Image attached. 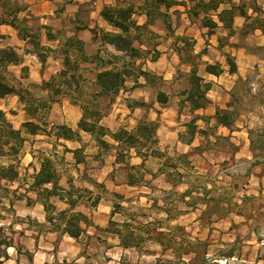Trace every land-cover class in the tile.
<instances>
[{
	"label": "crops",
	"instance_id": "1",
	"mask_svg": "<svg viewBox=\"0 0 264 264\" xmlns=\"http://www.w3.org/2000/svg\"><path fill=\"white\" fill-rule=\"evenodd\" d=\"M18 1L26 8L21 13V17L28 16L29 11L39 20L41 26L51 27L50 31L41 28L43 45L57 48L63 36L76 35L84 42L85 51L91 57L98 53L105 54L106 51L116 52L112 45L102 41L100 29L119 31L102 16L104 6L117 3L133 5L134 18L138 24H148L153 32L143 35L145 42L141 45L142 50L144 52L153 49L159 51L157 59L151 60L150 55L145 53V58L139 62L143 63L144 69L161 77L164 85L160 90L168 95V101L160 103L157 100L158 91L152 92L153 85L140 77L139 86L119 92V94L124 92L123 102L115 111L108 113L102 119V123L112 131H117L122 128L132 130L141 119L157 122V150L162 149L163 153L149 154L147 157L139 156L134 151L131 153V159L136 160V165L143 162L147 164L150 160L160 161L157 168L151 171L155 173V177L149 173L153 180H162L169 189L184 185L181 194L187 197L192 192V184L184 182L185 176L196 175L198 178H207L208 175L214 173L217 177L214 179L215 182L211 180L208 186L203 185L199 188L203 207L208 205L210 192L216 191L231 198V203L235 208L225 217L231 222L247 219L251 221V218H254L259 211H264V204H260L264 202V54L262 53L264 51V0H223L217 11L210 13L217 22V26L213 29L204 25L207 14L199 7L200 0H164L163 3H159L158 0ZM223 11H228L233 15V20L228 26L219 20L218 13ZM48 32L58 34L57 39L49 40ZM0 33L2 34L1 47L11 46L22 54L21 63L11 64L9 68L12 65L24 66L26 56H32L38 60L40 67L45 64L46 61L42 62L36 53L27 51V49L32 50V45L28 38L21 37L16 27L7 23L0 24ZM178 37H185L186 40L193 42L190 61H187L184 42L178 40ZM9 39L16 41L12 43L8 41ZM49 54L47 58L51 57L60 64L59 72L63 68V56L56 52H49ZM227 58L235 63V71H231ZM195 64H197L198 74L203 77V82L209 86L206 94L211 101L206 107L198 109H193L191 102L187 99V91L191 86L190 73ZM209 64H217L219 73L207 72L206 67ZM83 66L86 67L87 75L91 79L88 81L94 84L97 74L96 63H83ZM27 69L28 74H22L25 79L31 76L32 70ZM58 72L47 77L45 72L42 74L40 71V82L37 78L32 81L41 83L43 80H49ZM251 80L257 82L258 92L253 91L249 86ZM129 82L132 84L129 85ZM133 84L134 80L130 78L127 82L128 87L130 88ZM242 84L246 88L245 94L243 92L239 94ZM176 86L177 89L168 90ZM147 91L149 94L152 92V95L149 96ZM246 95L259 102L254 106L239 109V102H242V97L245 99ZM64 99L68 104L80 108V115L75 119H65L60 123L77 129L82 116V108L80 104L71 99L65 97ZM132 100L143 102L145 106L129 107ZM54 103H59V101ZM217 109L227 110L234 114L230 125L218 122ZM24 113L25 119L21 122V126L31 119L25 110ZM196 116H198L197 128L194 135L190 139H183L184 135L188 134L186 123ZM7 118L16 128L8 115ZM27 136L32 139L47 137L41 134H27ZM86 141L95 143L92 157L99 165V169H96L93 177L99 183H103L109 193L113 191L127 197L136 188L147 187L127 185L125 179L118 181L115 177L113 178L111 175L117 167L116 155L106 153L102 156L103 162L97 161L95 155L100 148L93 136L85 131H81L80 140H59L63 149L62 152L57 151L59 154L56 157L61 161L57 164H60L62 170L68 169L67 167L69 171L70 168L73 169L75 175L60 174L58 170L60 186L70 188V178H73L74 184L77 180L79 187H83V184L92 186L88 181L80 178V174L86 170L88 165L82 163L77 165L74 152L64 150L65 146L70 149L84 147L86 155L88 150L85 146ZM223 141L226 142L225 147L222 145ZM166 149L177 151L186 161L184 164H177L176 168H171V171L173 169L181 173L179 181L170 180L168 172H163L166 160L173 159ZM24 156L29 157L26 165L31 164L30 168L40 169L43 158L36 163L37 157L33 153L27 152ZM20 159L22 164V157ZM30 182V177L27 180L21 177L19 181L12 183H16V187L21 188L24 184L28 188ZM28 195L33 199L32 204H29L25 196H22L14 199L13 207L17 215H32L37 224L31 226L22 223L18 227L14 220L5 224L7 219L0 216V227L6 225L3 228L10 231L17 227L21 234L20 240L10 236L5 238L10 243L2 245L3 250L0 248V264H54L56 261H69L70 257L77 262L85 256L76 246L80 241L63 232L62 227L59 229L48 221L47 217L50 213L39 200L38 192L29 191ZM3 199L7 201L8 206L11 205L12 197L0 192V204L3 203L1 202ZM102 200L105 202L101 201L96 209L87 203H80L72 210L70 205L59 196L51 197L58 213L64 210H70L68 214L75 211L83 212L95 225L104 229L111 219L113 204L104 198ZM246 204L249 206L248 211L244 209ZM221 220H224V217ZM92 228L96 229L94 226L87 227L88 234ZM256 240H259L258 236ZM68 246H73V248L70 249Z\"/></svg>",
	"mask_w": 264,
	"mask_h": 264
},
{
	"label": "trees",
	"instance_id": "2",
	"mask_svg": "<svg viewBox=\"0 0 264 264\" xmlns=\"http://www.w3.org/2000/svg\"><path fill=\"white\" fill-rule=\"evenodd\" d=\"M163 3L164 0H158ZM223 0H200L201 7L207 14L205 16L204 25L213 29L217 26L210 15L211 11H217L219 4ZM26 8L19 3L18 0H0V24H11L19 30V34L23 39H29L32 50L28 52L36 53L42 62L47 59V52H56L63 56V68L49 80H43L41 83H31L27 86L18 88L15 84L17 78L11 76L9 66L11 64H19L22 61V54L14 47L0 46V99L15 94L19 97V101L23 104L26 114L31 118L23 123L22 129H17L7 118L6 112L0 107V189L9 192L8 183L20 180V151L26 141L23 131L29 135H46L47 137H55L57 141L60 139L80 140L81 131L90 133L100 148L95 155V159L103 162L101 157L108 153L112 148L116 149L115 163L117 167L112 173L114 178L118 168L122 167L125 171V183L131 186H147L152 188L151 181L147 180L146 173L142 170L145 166L143 162L140 165L130 163L129 155L134 151L139 156L147 157L149 154H158V140L156 131L158 123L152 120L141 119L132 130L119 129L112 131L102 123V119L108 114L109 108L115 101L116 96L121 90H128L139 86L140 77L145 78L149 83L153 84L154 78L160 76L153 74L144 69L143 63L139 60L145 58V53L150 55L151 60L157 59L159 51L153 49L144 52L141 45L144 44L143 35L145 33H153L148 24L140 25L134 18L135 9L133 5L117 3L115 5H106L102 10V16L113 27L119 29L118 32L100 29L102 41L114 47L116 52L106 51L105 54H96L88 56L84 42L76 35L63 36L57 48L43 45L41 42V28L51 30L49 25H39L38 27L29 24V18H35L28 11L26 17H21V13ZM220 21L225 25H229L233 20V15L228 11L218 13ZM58 34L47 33L49 40H56ZM61 35V34H60ZM2 34L0 33V39ZM178 40L184 42V51L187 54V61H190V52L193 50V42L186 40L185 37H178ZM231 71L236 70L235 63L227 58ZM96 63L97 74L92 90L87 92V79L83 74L86 69L83 63ZM217 64H209L206 71L209 73H219ZM27 70V68H25ZM24 71V70H23ZM26 74V73H25ZM133 78L134 84L129 88L127 82ZM190 89L187 91V99L191 102L193 109L206 107L211 101L207 97L209 86L203 82V77L198 74L197 64H195L190 73ZM39 89L41 92L35 91ZM61 97L69 98L75 103L80 104L82 108V116L74 129L64 123H55L49 120L48 112L51 104L60 100ZM157 100L160 103L168 101V95L160 90L157 93ZM145 106V103L132 100L129 107ZM229 113L227 110L217 109L216 118L218 122L224 125H230ZM194 117L186 123L187 133L194 135L197 124ZM182 136V135H181ZM187 140L188 138H183ZM84 147L70 149L65 146V151H73L75 154V162L77 165H87ZM127 152V154H126ZM8 158L9 163L3 164L1 160ZM182 158V157H181ZM166 166L176 168L177 164L172 163V159L166 160ZM79 169V168H78ZM153 177L155 173L149 172ZM167 175L172 180L173 173ZM178 175L181 173L178 172ZM31 178V182L27 188L26 194L15 196L14 199L25 198L31 202L32 198L28 195L29 191H36L39 194V200L43 202L45 209L50 213L57 209L56 205L51 201L52 196H59L65 200L71 207L75 209L80 203H87L96 209L103 199L100 194H95L92 190L83 187H77L73 183V178L69 179L70 188H64L59 185L60 175L50 158H43L40 169L34 168V172L25 180ZM80 178L100 188L104 193H109L103 183L96 182L88 176L87 172L80 174ZM174 181V180H173ZM7 183V184H6ZM12 192H16L13 190ZM89 194L87 202L85 194ZM119 202L115 203L112 210L111 219L108 226L102 229L104 232L118 238L119 246L123 248L137 247L140 245L141 237L136 235V228H131L130 223L120 224L113 217L122 214V202L126 201V197L122 194H114ZM70 210H64L56 214V216H48L49 222L55 224L59 229L62 227L63 232L76 238L81 242V236L85 235L90 238L87 227L99 226L83 212L75 211L69 213ZM85 225V226H84ZM1 230V229H0ZM159 235L164 234L159 232ZM166 247L162 240L153 238ZM5 238H0V248L2 245H9ZM180 259H183L180 257Z\"/></svg>",
	"mask_w": 264,
	"mask_h": 264
},
{
	"label": "rangeland",
	"instance_id": "3",
	"mask_svg": "<svg viewBox=\"0 0 264 264\" xmlns=\"http://www.w3.org/2000/svg\"><path fill=\"white\" fill-rule=\"evenodd\" d=\"M29 24L38 27L40 22L37 18H29ZM8 41L14 43L16 40L9 39ZM45 51L47 55H50L47 50ZM262 53L264 54V51ZM25 61V67L12 65L9 68L11 76L17 78L15 84L18 88L34 83L32 81L34 78H37L38 82H40L41 73L45 72L46 76L49 77L50 74L58 72L60 68L58 61L51 57H48L45 64L41 65V67L39 61L32 56H26ZM25 68L32 70L28 79L22 76V74H28V69L25 70ZM83 74L87 81H91L89 75H87V70H83ZM89 81L87 82V92H90L93 87V84ZM128 84L131 85L132 82ZM152 85V92H156V90L159 91L163 87L164 83L162 79L154 78ZM249 86L253 91L258 92L259 86L255 80H251ZM177 88V86L170 87L168 90ZM245 90L246 88L242 84L239 94L240 92L245 94ZM35 91L41 92L39 89H35ZM142 91L144 92V90ZM147 92L149 96L152 95V92L150 94L149 91ZM123 95L124 92L116 96L114 101L116 104H112L108 113L119 108V104L123 102ZM258 102L259 100L250 99L246 95L245 99L242 97V102H239V109L254 106ZM0 106L7 113L10 120H13L16 128L22 129L23 125L21 126V122L25 119V113L19 97L15 96V94H10L0 99ZM79 115L80 108L65 102L64 97L60 98L59 103L51 104L48 112L49 120L55 123H60L65 119H75ZM233 118L234 114H231L229 121L231 122ZM23 134L27 139L19 155V159L22 157L23 160L21 164L20 159L19 164L20 178H27L34 172V167L30 168L31 164L26 165L29 157H25L24 154L27 152H31L37 157L36 163H39L42 158H50L60 174H73V169L70 168L69 171V167H67L68 169L62 170L60 164H57L61 162L56 157L59 154L57 151L62 152L63 147H61V143L55 137L32 139L24 131ZM184 136L190 139L189 134ZM94 145L95 143L91 141L85 142V146L88 147L86 153L88 166L84 172H87L88 176H91L93 180H95L93 174L96 169H99V165L92 157ZM222 145L225 147L226 142L223 141ZM116 152V149L112 148L107 154L114 153L116 155ZM159 152L163 153V150L160 149ZM166 152H169V156L173 157L172 163L184 164L186 162L177 151L166 149ZM131 157L132 155H129L130 163L136 165V160L131 159ZM61 159L63 160V158ZM101 160H104V158L101 157ZM1 162L8 164L9 159L3 158ZM159 163V160H150L143 168L147 180L151 181L152 188L139 187L133 190L131 194L127 195L126 201L122 202V214L117 213L113 217L120 224L130 223L131 228H136L137 233L134 237H141L139 246L123 248L118 245L119 240L117 237L104 232L102 229L96 230L92 228L89 233L90 238L87 239L85 235H82L81 242L76 244L79 251L81 250V253L85 254V256L77 262L70 257L69 261H56L54 264H264V244L260 241L261 235L264 233V211H259L254 218H251V221L247 219L231 222L225 218L235 208L229 196L216 191L210 192L208 205L206 207L202 206L203 200H201L202 196L199 194V188L203 185L208 186L207 184L211 180L215 182L214 179L217 177L214 173L208 175L207 178H198L196 175L185 176L184 182L192 184V192L185 197L181 194L183 193L184 185H180L176 189H169L162 180H153L150 177L149 172L155 170ZM125 171L122 167L118 168L114 177L118 181L124 180ZM163 172L173 173L172 180L174 181L181 180V175H178L177 170L172 169L171 171L170 167L165 166ZM213 172L215 171L213 170ZM73 176L75 175L73 174ZM75 181V186L79 187V183L77 180ZM91 185L93 187L89 184H83L82 186L84 188L91 187L92 189H88L97 195L100 194L107 201L109 200L113 206L119 202V199L114 195L115 192L104 193L99 187ZM8 186L9 192L4 189H0V192L12 198L26 194L27 187L24 184L21 188L16 187V183H8ZM13 190H16V192H12ZM88 197L89 194L86 193V202ZM101 201L105 202L104 200ZM1 202L3 203L0 204V216L7 219L5 224L14 220L18 227L22 223L36 226L37 221L32 215H17L13 204L8 206L5 199L1 200ZM32 202L33 199L31 202L28 201L29 204H32ZM260 204H264V202ZM244 209L245 211L249 210L248 204H246ZM56 214H58L57 210L50 212V216H56ZM223 217L224 220H221ZM5 226L0 227V238L10 236L20 240V229L16 227L10 231L4 229L3 227ZM159 232L164 234L159 235ZM256 236L259 238L258 241ZM153 238L162 240L166 247ZM68 247L70 249L73 248V246ZM180 257L183 259H180Z\"/></svg>",
	"mask_w": 264,
	"mask_h": 264
},
{
	"label": "built area",
	"instance_id": "4",
	"mask_svg": "<svg viewBox=\"0 0 264 264\" xmlns=\"http://www.w3.org/2000/svg\"><path fill=\"white\" fill-rule=\"evenodd\" d=\"M260 241H261L262 244H264V233L261 235Z\"/></svg>",
	"mask_w": 264,
	"mask_h": 264
}]
</instances>
